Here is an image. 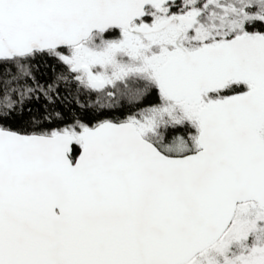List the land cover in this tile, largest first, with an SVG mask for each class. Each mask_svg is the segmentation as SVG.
Here are the masks:
<instances>
[{
	"label": "snow or ice",
	"instance_id": "6c2138e0",
	"mask_svg": "<svg viewBox=\"0 0 264 264\" xmlns=\"http://www.w3.org/2000/svg\"><path fill=\"white\" fill-rule=\"evenodd\" d=\"M0 264H264V0H0Z\"/></svg>",
	"mask_w": 264,
	"mask_h": 264
},
{
	"label": "trees",
	"instance_id": "16d2710c",
	"mask_svg": "<svg viewBox=\"0 0 264 264\" xmlns=\"http://www.w3.org/2000/svg\"><path fill=\"white\" fill-rule=\"evenodd\" d=\"M40 73L42 74L41 82H43V80L46 79L47 77L51 76L52 69L50 67V62L49 61L45 60V61H41L40 62ZM150 99L154 100L155 98L152 97Z\"/></svg>",
	"mask_w": 264,
	"mask_h": 264
}]
</instances>
